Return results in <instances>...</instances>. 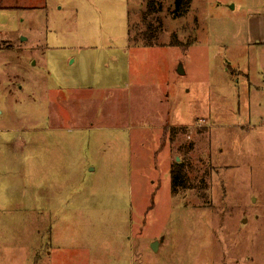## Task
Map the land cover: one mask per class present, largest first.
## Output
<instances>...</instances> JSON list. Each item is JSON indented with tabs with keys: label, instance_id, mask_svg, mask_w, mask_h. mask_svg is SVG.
Returning a JSON list of instances; mask_svg holds the SVG:
<instances>
[{
	"label": "rangeland",
	"instance_id": "374dc122",
	"mask_svg": "<svg viewBox=\"0 0 264 264\" xmlns=\"http://www.w3.org/2000/svg\"><path fill=\"white\" fill-rule=\"evenodd\" d=\"M152 1L0 0V264H264V0Z\"/></svg>",
	"mask_w": 264,
	"mask_h": 264
},
{
	"label": "trees",
	"instance_id": "16d2710c",
	"mask_svg": "<svg viewBox=\"0 0 264 264\" xmlns=\"http://www.w3.org/2000/svg\"><path fill=\"white\" fill-rule=\"evenodd\" d=\"M191 0H174V11L173 13L176 15H181L186 11L188 3ZM154 1L149 4V14L155 13L156 9L154 8ZM150 32V31H149ZM147 42H145V47H152L154 43L152 42V35H148L146 37ZM128 40L130 41L129 34ZM184 182L182 167L180 164H175L173 169L171 170V193L174 195L177 192V186L181 185Z\"/></svg>",
	"mask_w": 264,
	"mask_h": 264
},
{
	"label": "crops",
	"instance_id": "0c3cea01",
	"mask_svg": "<svg viewBox=\"0 0 264 264\" xmlns=\"http://www.w3.org/2000/svg\"><path fill=\"white\" fill-rule=\"evenodd\" d=\"M31 3L33 5H31V9H33V12H45L46 9L48 8L47 4H46V0H31ZM83 90V89H80Z\"/></svg>",
	"mask_w": 264,
	"mask_h": 264
},
{
	"label": "water",
	"instance_id": "95a60500",
	"mask_svg": "<svg viewBox=\"0 0 264 264\" xmlns=\"http://www.w3.org/2000/svg\"><path fill=\"white\" fill-rule=\"evenodd\" d=\"M179 73H183L181 67H179ZM156 248H157V243L155 242V243H153V244L151 245V249H152L153 252H155V251H156Z\"/></svg>",
	"mask_w": 264,
	"mask_h": 264
}]
</instances>
